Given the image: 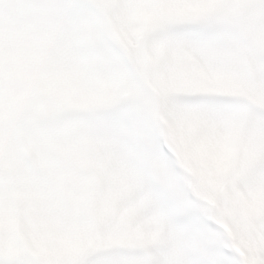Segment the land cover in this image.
Wrapping results in <instances>:
<instances>
[{
    "label": "snow or ice",
    "instance_id": "obj_1",
    "mask_svg": "<svg viewBox=\"0 0 264 264\" xmlns=\"http://www.w3.org/2000/svg\"><path fill=\"white\" fill-rule=\"evenodd\" d=\"M0 264H264V0H0Z\"/></svg>",
    "mask_w": 264,
    "mask_h": 264
}]
</instances>
